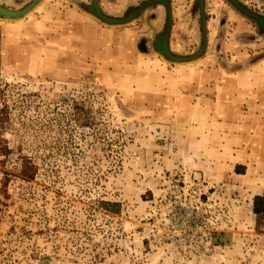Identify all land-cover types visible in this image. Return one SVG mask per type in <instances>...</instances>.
<instances>
[{"label":"rangeland","instance_id":"1","mask_svg":"<svg viewBox=\"0 0 264 264\" xmlns=\"http://www.w3.org/2000/svg\"><path fill=\"white\" fill-rule=\"evenodd\" d=\"M168 1L173 55L206 38L194 62L157 53L161 3L119 25L92 0L0 16V264H264V29L231 0H204V20Z\"/></svg>","mask_w":264,"mask_h":264},{"label":"water","instance_id":"2","mask_svg":"<svg viewBox=\"0 0 264 264\" xmlns=\"http://www.w3.org/2000/svg\"><path fill=\"white\" fill-rule=\"evenodd\" d=\"M38 1L39 0H33L32 2H30L29 4H27L26 6H24L22 9L24 10V9H26V11L24 12V14L22 15V16H25L26 14H28L30 11H32V9L36 6V4L38 3ZM155 1V0H154ZM154 1H152L151 2V0H146L145 2H143L144 3V5L140 8V11L137 13V14H135V16H132L131 18L129 17L131 14V12L133 11V10H135V9H138L140 6H138L137 8H134V9H132V10H130V12L128 13V15H126V16H124V17H111V16H108L107 14H105L103 11H102V9L100 8V5H99V3H98V0H92V3H96V6H97V8L99 9V11H100V13L102 14V17L103 18H100L99 17V19H101L102 21H104V22H106V23H108V24H115V25H119V24H124V23H127V22H129L130 20H132L133 18H135V17H137L140 13H141V11H142V9L143 8H145V7H147V6H149V5H151V4H154V3H159V1H156V2H154ZM232 1V3L234 4V5H236L241 11H243L244 13H246L247 15H249V16H252V17H254L258 22H259V24H260V26H261V28H263L262 27V25H261V23H260V21H259V18H263L262 16H258V15H256L255 13H253L252 11H250L249 9H247V8H245L243 5H241L239 2H238V0H231ZM167 2L169 3V1L167 0ZM198 2H199V4L201 5V7H202V17H203V20H204V18H205V16H204V0H198ZM91 3V4H92ZM90 4V5H91ZM90 5L88 6V9H89V11H90ZM169 5H170V3H169ZM92 6V5H91ZM12 10H14V9H10V8H7L6 6H4V5H2L1 3H0V16L1 17H3V18H5L6 19V14H7V12H12ZM137 11V10H136ZM168 15V21H167V25H166V28H169V32H170V27H171V21H172V14H171V12H170V14H167ZM113 19H115V20H117L116 22H111V20H113ZM126 19V21H124ZM120 20V21H119ZM123 20V21H122ZM203 24H204V22H203ZM168 25H169V27H168ZM165 28V29H166ZM164 29V30H165ZM204 29H205V24H204ZM264 29V28H263ZM206 32V31H205ZM169 34V33H168ZM169 36V35H168ZM158 37V36H157ZM206 37V36H205ZM155 42H156V40H155ZM205 45H206V38H205V42H204V44H203V47H202V49L205 47ZM155 47H156V45H155ZM202 49L198 52V53H196L195 55H191V56H196V55H198V56H200V54H201V52H202ZM172 55H173V53H172ZM173 56H175V55H173ZM175 57H178V56H175ZM179 57H182V56H179ZM184 57H189V56H183V58ZM195 58V57H194ZM194 58H192V59H194ZM192 59H189L188 61H190V60H192ZM172 60H174V59H172ZM182 60H184V61H187V59H182ZM174 61H181L180 59H175Z\"/></svg>","mask_w":264,"mask_h":264},{"label":"bare ground","instance_id":"3","mask_svg":"<svg viewBox=\"0 0 264 264\" xmlns=\"http://www.w3.org/2000/svg\"><path fill=\"white\" fill-rule=\"evenodd\" d=\"M152 1H154V0H151V2ZM156 1H159V3L163 4L166 7L167 14H170L171 6L167 2V0H155L154 2H156ZM91 5H90V11L89 12L93 16H95L97 19H99V17L103 18L102 14L100 13L99 9L96 6V3L94 2ZM143 5H144V3L138 9L133 10L130 13L131 15L129 17L131 18L132 16H135V14H137L140 11V8ZM26 9H24V10L23 9H14V10H12V12H7V14L5 15L6 16L5 20H19V19H21L23 17L22 15L26 11ZM116 21L117 20H115V19L111 20V22H116ZM124 21H126V19ZM259 21H260L262 27L264 28V17L263 18H259ZM110 25H115V24L113 23V24H110ZM168 27H169V25H168ZM168 33H169V28H166L156 38V42H155L156 51H157V53L160 56H162L163 58H166V59H174V60L175 59H180L181 61H175L177 63H191V62L196 61L197 59H200V57L198 56L199 54L196 55V56H191L190 55L189 57H184V58L183 57H179V56L178 57L173 56L172 52H171V49H170V42H169V36H168L169 34ZM192 58H194V59H192ZM182 59H187V61H184ZM189 59H192V60L188 61Z\"/></svg>","mask_w":264,"mask_h":264},{"label":"crops","instance_id":"4","mask_svg":"<svg viewBox=\"0 0 264 264\" xmlns=\"http://www.w3.org/2000/svg\"><path fill=\"white\" fill-rule=\"evenodd\" d=\"M46 4H43L42 7H40V9H37L35 11H33L29 16H35L34 18H32L31 20H28L30 17L26 18L24 21H22V32H33L35 30V27H37L39 20L38 16H37V11L40 12V14H43V12L45 11L46 8ZM49 10H52L50 6H48ZM50 14V13H48ZM13 28V27H10ZM257 196H263L264 197V192L258 193Z\"/></svg>","mask_w":264,"mask_h":264},{"label":"trees","instance_id":"5","mask_svg":"<svg viewBox=\"0 0 264 264\" xmlns=\"http://www.w3.org/2000/svg\"><path fill=\"white\" fill-rule=\"evenodd\" d=\"M264 197L263 196H256L255 197V203L259 200H263ZM257 204V203H256ZM255 212L256 213H264V207L261 209V208H258L257 206L255 207Z\"/></svg>","mask_w":264,"mask_h":264}]
</instances>
